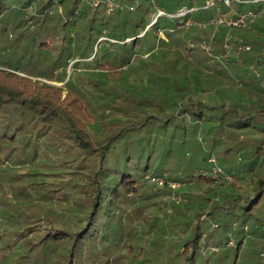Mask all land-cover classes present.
Segmentation results:
<instances>
[{
    "label": "trees",
    "instance_id": "16d2710c",
    "mask_svg": "<svg viewBox=\"0 0 264 264\" xmlns=\"http://www.w3.org/2000/svg\"><path fill=\"white\" fill-rule=\"evenodd\" d=\"M6 1L0 0L2 3ZM18 1L20 2L21 0ZM126 1L125 3L127 4L136 3V0ZM206 1L157 0L159 5L169 11H175L183 6L199 7L197 11L191 13V16L200 19L210 18L216 13L214 8H200ZM33 2L34 0H28L29 5ZM57 2L62 5L66 14V20H60L62 22L60 29L66 33H74L75 38L79 39L77 45L81 42V49L85 47L88 49V52L80 55V60L74 63L77 71L86 72L84 81L76 83L73 79H70L65 84L58 85L49 82V80H57L53 74L45 77L49 80L42 81L37 78L36 74L21 71L24 75H20L10 68L0 66V141H21L19 137L21 133H25L26 136L24 137H26V140L22 145L34 142V154H37L38 150L52 149L51 145L61 150L62 146L69 142L67 150L71 151V153L68 156H64L65 161L63 162L69 164L68 169L70 171H67V173L71 176H78V173L81 172L76 170L75 166L81 165H85L88 167L86 169L93 171L91 174H87L88 179L90 177V180H93V186L89 189H81V193L80 190L78 191L81 200L79 207L80 217L89 219L86 223H77L75 225V222H71V220L60 222L62 219L58 217L49 219L48 215L42 213L44 209L40 211L39 208L38 213L25 211L23 208L32 209L34 205L37 207L38 204L31 193L28 195L21 192L19 176L2 181L0 183L2 194L11 191V195L13 196L0 195V205L3 207V211H0V227L4 231L1 232L2 230H0V256H5L9 251H13L15 247H23V245L31 247L30 255L36 254L37 256L40 254L45 256L44 254L49 250V248L46 250L49 242L55 241L54 243L63 244V249L58 248V254L56 253L59 256L58 260L63 261L62 258L65 259L64 254L69 252L66 264H74L76 262L77 247L80 246V249L81 246H84V241L90 235L92 239L94 237L93 234L100 232L99 227L101 224L97 217L105 209L103 201L107 198L106 206L108 207L112 206L109 204L116 202L113 207L115 206L121 210L125 206L133 204L135 202L134 199L133 202H129L128 199L138 193V180L133 179V168L131 167L134 157L130 154L125 157L126 154L132 152L126 148L130 144L127 140L128 138L122 144L126 149H124V152L113 147L126 135L124 131L121 132L124 128L121 127L120 130H115V128L119 127L117 124L105 122L107 120L106 116L97 114V112L94 113L91 110V108L95 109L91 97H104V95H107L110 98L113 92L117 94L121 88L113 87L114 82L110 83L111 85H104L102 81L104 80L103 76L101 78L100 76L97 77V75L93 76V70L98 69V71H103L105 76L110 79H119L122 71L133 67V63L137 62L136 59L139 56L144 59L143 63L155 66L156 63L152 62L150 64L147 61H149V58L154 53L156 40L160 41V47H169L168 52L178 43L184 45L188 59L193 54L191 49L188 50V40L211 41L216 53H219L222 50L228 28L223 26L216 31L213 26L205 28L193 26L186 30L182 25L176 23V21L162 18L147 29L155 11L152 0H138V5L134 10L129 8L118 9L113 14L103 11L101 15L97 11L90 12L89 8L87 9V3L85 4L87 0H57ZM248 6H252V4H235L237 9ZM1 15L2 12H0ZM58 15L61 17L62 14ZM49 27L54 29V31L57 30L56 25ZM160 29L164 30L166 36L160 37L158 35L157 32ZM149 32H154L153 40L149 36ZM231 32L235 38L243 37L252 45L250 51L242 54L243 64L238 61L237 55H232L228 64H222L220 60L210 56L205 49L196 46L193 48H197V53L194 54L195 56L191 60L193 63L192 68L196 69H194L195 72L193 74L189 72V70H193L187 66L177 69L178 61L174 58L166 59V63L173 65V68L167 66V71L166 69L163 70L157 67V69L153 68V70L145 67L142 70L143 73L146 71V74L150 76L154 75L153 79L161 78V76L156 77L157 74L164 73L168 79L173 81L167 90L171 89L172 94L174 93L175 95L173 99L171 97L168 98L170 102L174 100V105H170V102L166 105L165 101L159 102L154 97L150 99L152 104L148 105L157 107L159 111L167 112L171 107L174 106L173 109H177V106H179L177 115L179 118L189 115V117H193L194 123L203 122V114H205L207 119L204 122L210 123V120H213L212 117H217L212 116V113H210L215 106H221L222 108L229 106L232 108V113L227 118L228 120L225 121L224 118L220 117L219 119L222 122L216 126L210 123L212 129H208L207 131L209 134L207 135L206 142L210 148L207 154L203 156V161L207 162L204 167L208 166L209 163L211 165V168L207 170L208 174L203 170L198 175L193 174V178H191L195 179L196 183L201 185V187L209 185V188L205 189V193L203 194L205 196L207 193L206 201L204 202L205 198L201 197L197 203L198 198H195L194 205L197 204L198 210L194 213V216L185 211L179 214L185 221L193 220V217H199V213L202 214L209 207L208 205L211 202L209 194L213 197L216 191L218 192L223 186L230 184L229 186L233 192L220 199V201H215L212 211L209 212L210 216L217 212L218 219H220L218 228L222 229L219 232L221 237L218 238V242L215 244L214 242L209 244L211 231L199 222L194 229L193 236L186 239L183 242V246L176 252L178 256L183 257V264H229V251L224 252L225 254L223 255H220L219 252L228 249L229 232L233 229L235 223H240L239 226L243 230H247V232L244 231L246 234H248L249 228L254 230L253 235L255 234V239H249V245L252 244V240L258 239L264 243V16L249 28H235ZM5 33L6 31L0 35L4 36ZM102 33H104L103 35L106 39L100 45L102 48L98 49L97 53L93 55L95 50L94 45L97 42L98 36L102 35ZM48 43L46 42V44ZM169 43L172 44L170 45ZM201 54L204 59L201 57ZM163 61L165 60H159L160 63ZM199 69H201L200 72ZM181 70L186 72L181 74ZM203 77L206 80L209 79L211 83L209 87L203 85ZM60 79L58 80L64 81ZM129 83L127 81L124 85ZM89 87L96 89V91L93 92ZM84 88L86 89V93L82 91ZM200 93L207 94L205 100L197 98ZM127 94L129 95V93ZM201 102L205 104L203 108H199L198 106ZM219 114L221 116V112ZM169 121L170 118L166 122L168 123ZM92 126H95L96 129H93ZM11 127H13L11 129L12 133H10L12 136H9ZM217 127L220 128V131L224 129L234 133L235 131L245 130L247 135H253L254 151L252 158H250L251 161L245 164L247 166L246 172L250 176H241L235 173L233 169L227 170L221 165L219 160H216V162L211 161V158L215 156L213 153V149L217 144L215 141L221 140L216 138L217 134H219L216 131ZM49 135H52L51 138H48ZM5 136L8 139L4 140ZM230 145L225 149V152H232L233 146L236 147L232 143ZM61 151L66 152V150ZM72 151H75V153ZM81 156L82 158H80ZM110 157H115L121 163L118 166L119 168H117L118 172L112 171L109 161L113 159ZM151 161L152 158L149 157L144 168L138 170L141 178L147 174H152L164 177L167 182L173 179L171 175L160 171V165L155 170H151ZM216 165L220 166L225 174H232L234 178L238 176L241 181L246 180L248 187L244 188L243 185L229 183L223 174L215 178L211 175V172ZM31 166L28 171H25V176L31 177L29 180L33 181L25 185V188L36 190L38 180L36 179L35 181L34 176H39L40 180H42L46 176L38 174L43 173L47 175V172L40 171L39 168L34 170L36 167L34 163ZM92 176L95 179H91ZM68 179L64 177L61 181L63 182ZM35 185L37 187H34ZM94 185L96 186L94 187ZM64 189L73 191L78 188L72 187V190L70 187L68 188V183L66 182L65 187H63ZM55 191L57 190H48L47 192L53 195L47 197L53 198L57 196V192ZM74 194L76 195V192ZM108 198H110L109 201ZM146 221L150 223L152 220L148 219ZM46 224L54 227H48ZM207 230L209 231V236L206 238L203 234ZM123 231L122 226L118 234L123 236ZM223 235H226L225 238H223ZM203 236L205 237L204 239ZM6 237L8 238L7 242L3 243ZM244 237L242 236L236 241L233 248L234 257L232 264H241L240 256L243 251L245 256L248 254V250H244ZM205 239L206 241H204ZM95 245L100 246L99 243ZM207 245H212L211 247L215 246V249L205 254L203 249ZM132 248V246L129 247V255L126 256V259L129 258V263L127 264H139L138 258H141L142 254L145 255L146 250L141 246L139 251L134 253ZM263 250L264 247L258 254L254 255L258 259H263ZM100 252L101 250L99 249L91 251L92 258L94 259L93 264H97ZM250 254L252 253L250 252ZM103 257L99 262L100 264H115L117 260V258H113L110 252L103 255ZM144 259L145 257L141 261ZM159 261V255L154 257L153 263L157 262V264H160ZM141 264L150 263H145L144 260V263ZM254 264L259 263L257 261Z\"/></svg>",
    "mask_w": 264,
    "mask_h": 264
},
{
    "label": "rangeland",
    "instance_id": "374dc122",
    "mask_svg": "<svg viewBox=\"0 0 264 264\" xmlns=\"http://www.w3.org/2000/svg\"><path fill=\"white\" fill-rule=\"evenodd\" d=\"M17 1L18 0H7L3 3L0 2V12H2L0 16V34L6 31L4 36L0 35V66L10 68L20 75H24L21 71L36 74L37 78L42 81L49 80L45 77L53 74L57 80H49V82L58 85H63L70 79H73L76 83L84 81L86 72L77 71L74 63L80 60L79 56L88 52V49L87 47L81 49V42L77 45L79 39L77 40L75 38L76 36L74 33H66L60 29L62 23L60 20H66L65 10L62 5H60L57 0H34L30 5L28 4V0ZM115 1L120 3L127 2L126 0H87L85 4L87 3V9L89 8L90 12L97 11L101 15L103 11H106L107 13L113 14L120 9L116 7ZM58 14H62V19H60L61 17ZM50 21L52 22L48 25ZM53 25H56L57 30L54 31V29L49 27ZM103 34L104 33L98 36L97 42L94 45L95 50L93 55L97 53L98 49L102 48L100 45L102 41L106 39ZM149 34L153 40L154 38L152 37L154 36V32H149ZM164 36H166L165 33L160 35V37ZM46 42L49 43L46 44ZM191 42L192 41L188 40V50L191 49L193 52L189 59L186 57L187 51L184 45L178 43L169 53L167 51L169 47H160V41L156 40L154 53L152 57L149 58V61H147L150 64L152 62L156 63L155 66L143 63L144 59L139 56L136 59L137 62L135 61L133 63V67L122 71L119 79H110L105 76L103 71H98V69L93 70V76L97 75V77L100 76V78L103 76L104 80L102 81L104 85H111L110 83L114 82L113 87L121 88L119 93L116 94L113 92L110 98L107 95H104V97H91L89 95L95 105V109L91 108V110L94 111V113L97 112V114L99 113L102 116H106L107 120L105 122L117 124L119 127L115 128V130H120L121 127L124 128L121 132L124 131L126 135H124L113 147L120 151L123 150L124 152L126 149L122 144H124L128 138L127 140L130 144L126 148L132 152L126 154L125 157L127 155L129 156V154L134 157L131 167L133 168V179L138 180V193L133 195L134 197L128 199L129 202H133V199L135 202L125 206L121 210L115 206L113 207L116 202L109 204L112 206L108 207L106 206L107 198L103 201L105 209L101 211L97 217L101 224L99 227L100 232L93 234L94 237L92 239L90 235V237L84 241V246H81L80 249V246L77 247L76 262H74V264H93L94 259L92 258L91 251H95V249L101 250L100 258L97 259L98 262L96 261L97 264H100L99 262L102 260L103 255L109 252L113 255L114 259L117 258L115 264H127L129 263V258L126 259V256L129 255L130 246L133 247L132 250H134V253L138 252L141 246L146 250L145 255L142 254L141 258H138L139 264L144 263V260L145 263L157 264L158 261L153 263L154 257L157 255L160 256V264H183V257L178 256L176 252L183 246V242L186 239L193 236L194 229L199 222L202 226L211 231L209 244L212 242L215 244L218 242V238L221 237L219 232L222 231V229L218 228L220 219H218L217 212L212 216L209 215V212L212 211L215 201H220V199L233 192L229 186L230 184L223 186L218 192L216 191L213 197L209 194V196H211L209 207L205 209L202 214L199 213V217H193V220L185 221L179 214L185 211L194 216V213L198 210L197 204L194 205L195 198H198L197 203L201 197L205 198L204 202L206 201L207 193L205 196H203V194L205 193V189L209 188V185L207 184L205 187H201V185L196 183L195 179L191 178H193V174L198 175L200 171L202 172L203 170L208 174L207 170L211 168V165L209 163L208 166L204 167L207 162L203 161V156L207 154L210 148L206 142L207 135L209 134L207 131L208 129H212L211 124L216 126L222 122L221 119H219L220 117L224 118L225 121L228 120L227 118L231 116L232 108L229 106L224 108L215 106L210 113H212V116L217 117H212L213 120H210L211 124L204 122L207 119L205 114H203V122L194 123L193 117H189V115L179 118V116H177L179 106H177V109H173V106L168 109L167 112L159 111L157 107L148 105L152 104L150 99L154 97L157 98L159 102L165 101L166 105H168L170 102L168 98L171 97L173 99L175 97L171 89L167 90L173 81L168 79L164 73L157 74L156 77L161 76V78L153 79L154 75L150 76L146 74V71H144L145 73L142 71L145 67L152 70L157 67L163 70L166 69L167 71V66L173 68V65L166 63V59L174 58L178 61L177 69H182L184 66H187L193 70H189V72L193 74L196 69L192 68L193 63L191 60L194 58V54L197 53V48H193L196 46H192ZM169 44L171 45L172 43ZM139 54L141 53L139 52ZM159 60L165 61L160 63ZM201 69H199V72ZM185 72L184 70L180 71L181 74ZM59 78L64 81H59ZM127 81L130 83L124 85ZM210 84L209 79L206 80L203 77V85L209 87ZM84 89H82V91L86 93V89ZM91 89L93 92L96 91L94 88ZM127 93H129V95ZM84 96L86 97V95ZM206 96L207 94L200 93L197 98L205 100ZM170 105H174V100L170 102ZM204 105V102H201L198 106L199 108H203ZM219 112H221V116ZM151 115H153V117H151ZM167 117L170 118L168 123L166 122L168 120ZM176 125L177 127H175ZM12 128L13 127L10 128L9 134L12 133ZM92 128L96 129L95 126H92ZM216 131L219 133L216 138L221 140L215 141L217 144L213 149V153L216 157H213L219 160L221 165L227 170L233 169L235 173L241 176H250L246 172L247 166L245 164L251 161L250 158H252L254 151L253 135H247L245 130L235 131L233 133L224 129L220 131V128H218ZM9 136H12V134ZM24 136H26V134L21 133L19 137L21 141H0V183L12 177L16 178V176H19L18 179L21 181L19 183L21 184V192L28 195L31 193L38 204L37 207L34 205L32 209L23 208L25 211L38 213L40 208V211L44 209L42 213L48 215L49 219L58 217L62 219L60 222L63 220H71V222H75V225L77 223H86L89 218L80 217L79 214L81 200L78 191L80 190L81 193V189H89L93 186V180H90V177L88 179L87 175L88 173L91 174L93 171L86 169L88 168L87 166L81 165L75 166V169L81 172L78 173V176H71L67 173V171H70L68 169L69 164L63 162L65 161L64 156H68L71 153V151L67 150L70 144L69 142L65 143L61 149L66 150V152H62L54 145H51L50 147L52 149L48 148L49 150L46 149L43 151L38 150V152H36L37 155L34 154V142H30L28 145H22L26 140ZM51 136L52 135H49L48 138H51ZM6 139H8V137L5 136L4 140ZM231 143L236 147L233 146L232 152H225V149L231 146ZM73 153H75V151ZM149 157L152 158L151 170H155L160 165L161 172L172 176L171 178L173 179L169 180V182L178 183L176 187H172L169 184L159 187L158 183L151 179L155 176L152 174H147L142 178L140 177L138 170L144 168ZM80 158H82V156ZM110 158L113 159L109 161L112 171L118 172L117 168H119L118 166H120L121 163L118 162L115 157ZM33 163L36 166L34 170L39 168L40 171L47 172V175L43 173L38 174L46 176L42 180H40L39 176H34V180H38V187L36 185L34 186L37 187L36 190L25 188V185L33 181L29 180L31 177L25 176V171H28ZM64 177L70 180L68 179L62 182L61 179ZM91 179H95V177L92 176ZM95 181L96 183L98 182L97 179ZM66 182L68 183V188L70 187V189H72L73 187L78 189H72L73 191L63 190ZM230 182L243 185L244 188L248 187L246 180L241 181L238 176L230 180L229 183ZM5 185L8 189L6 183ZM95 186L96 185H94V187ZM48 190H57L55 191L57 192V196L53 198L47 197L53 195L48 193ZM74 192H76V195ZM0 193L2 196H13L11 195V191L2 194L3 192L0 190ZM109 200L110 198H108V201ZM0 211H3L2 206H0ZM42 213L40 212V214ZM40 216L42 217V215ZM148 219L152 221L148 223V221H146ZM239 224L235 223L233 229L229 232V250H222L219 254L223 255L225 254L224 252L229 251L230 258L228 261L229 264H232L234 257L233 248L236 241L242 236H245L244 250H248L249 255L247 254L245 256L243 251L240 256V263L254 264L258 261L259 264H264V258L258 259V257L254 255L261 251L264 247V243L260 240H253L252 244L249 245L248 235L253 237L254 230L249 228V232L246 234L244 233L245 229L243 230ZM46 225L48 227L51 226L50 224ZM122 226L124 230L123 236L118 234ZM1 228L2 227H0V230H2L1 232H4ZM208 230L203 234L206 238L209 236ZM245 232H247V230ZM204 236L203 239L205 238ZM223 236V238H225L226 235ZM5 239L3 243L7 242L8 238L6 237ZM204 241H206V239ZM54 242H49L46 248V250H48V248L49 250L44 254L45 256L40 254L37 256L36 254L30 255L31 247L28 245L15 247L13 251L8 252L9 254L6 253L7 255L0 256V264H66V262H68L69 252L64 254L67 260L64 258H62L63 261L58 260V248L63 249V244ZM97 243L100 244L99 247L95 245ZM211 246H204L203 251L205 254L215 249V246ZM55 247L56 249H54ZM3 250L5 251V249ZM62 252L64 251L62 250ZM250 252L252 254H250ZM144 257L145 259L141 261Z\"/></svg>",
    "mask_w": 264,
    "mask_h": 264
},
{
    "label": "built area",
    "instance_id": "2783aa9c",
    "mask_svg": "<svg viewBox=\"0 0 264 264\" xmlns=\"http://www.w3.org/2000/svg\"><path fill=\"white\" fill-rule=\"evenodd\" d=\"M114 1V0H112ZM154 3L155 11L152 15V19L147 28H150L162 18H168L176 21V23L182 25L186 30L193 26L209 27L213 26L217 31L221 27H227L228 32L224 38V44L221 52L216 53L215 47L211 41H192V46H199L205 49L210 56L220 60L222 64H228L232 55L238 56V61L243 64L244 60L242 54L252 49L251 43L247 42L243 37H234L231 32L235 28H249L255 22L259 21L264 16V0H207L206 3L200 8H214L216 13L210 18H194L191 13L197 11L199 7H187L183 6L175 11H169L158 4L157 0H152ZM235 4H252L242 9H237ZM263 4V5H262ZM116 7L123 9L129 8L134 10L138 5V0L135 4L120 3L115 1ZM158 35L164 33L163 29H160ZM264 84V83H263ZM211 161L216 162L214 157ZM223 174L227 181L234 179L232 174L224 173L220 166H215L211 172L215 178H218ZM153 181L157 182L159 187H163L169 184L172 187H176L178 183L167 182L162 177H152ZM229 179V180H228ZM264 258V250L262 252Z\"/></svg>",
    "mask_w": 264,
    "mask_h": 264
},
{
    "label": "crops",
    "instance_id": "0c3cea01",
    "mask_svg": "<svg viewBox=\"0 0 264 264\" xmlns=\"http://www.w3.org/2000/svg\"><path fill=\"white\" fill-rule=\"evenodd\" d=\"M0 195H1V193H0ZM1 206V205H0ZM0 220H1V217H0ZM249 239H255V234L253 235V237H251L250 235H249V237H248V240ZM264 239V238H263ZM259 240V239H258ZM253 241V240H252Z\"/></svg>",
    "mask_w": 264,
    "mask_h": 264
}]
</instances>
